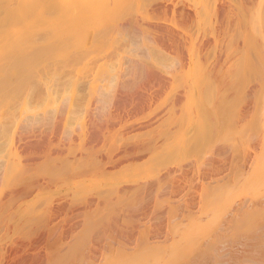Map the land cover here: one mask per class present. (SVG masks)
<instances>
[{
  "label": "rangeland",
  "instance_id": "1",
  "mask_svg": "<svg viewBox=\"0 0 264 264\" xmlns=\"http://www.w3.org/2000/svg\"><path fill=\"white\" fill-rule=\"evenodd\" d=\"M157 3L167 6L155 9ZM125 22L138 30L144 28L140 31L145 34L152 30V34L147 32L153 39L148 41L150 57H142L141 73L126 76L125 87L116 83L113 99H108L111 103L101 118L93 120L91 112L97 102L94 96L95 103L92 101L91 91L102 82V72L125 66L130 43L117 29ZM29 52H34L32 57L37 55L36 63L34 59L29 66V71L35 68L34 81L20 83L21 72L15 64ZM263 66L264 0H0V77L10 76L8 79L23 88L17 100L5 101L0 94V155L17 169L25 163L36 170L49 161L58 162L56 167L50 166L54 167L50 172L59 175L57 182H50L23 202L18 220H5L0 242L21 236L29 240L33 229L24 216L34 215L54 222L46 228L49 233L39 231L44 234L40 237L53 243L52 248L46 242L39 247L60 250L65 264L83 263L81 254L85 264H134L152 251H160L156 264H264V245L259 241L264 240V220L259 231L242 232L241 236V232L234 235L229 231L228 221L229 212L235 209L242 208L238 216L242 221L253 215L258 219L264 210ZM62 96H68L69 104L64 113L54 115L56 122L36 125L39 131L20 129L26 100L40 110L53 106ZM89 99L94 105L90 104V110ZM125 147L140 150L143 158L128 157L121 166L113 167L115 154ZM88 169L92 172L87 173ZM66 170L74 173L69 176ZM140 182L148 183L147 191ZM6 189L3 183L0 191L5 196ZM97 197L118 204L91 213L93 218L80 216V205ZM226 217L230 226L225 232ZM91 224H95L93 228ZM219 226H223L217 233L220 238L213 229ZM33 233L30 237L38 234ZM95 257H103L102 262Z\"/></svg>",
  "mask_w": 264,
  "mask_h": 264
},
{
  "label": "bare ground",
  "instance_id": "2",
  "mask_svg": "<svg viewBox=\"0 0 264 264\" xmlns=\"http://www.w3.org/2000/svg\"><path fill=\"white\" fill-rule=\"evenodd\" d=\"M163 2V1H162ZM221 2H222V0H221ZM165 3V2H164ZM167 3H170V2H167ZM166 3V4H167ZM185 3V2H184ZM171 4V3H170ZM155 5V4H154ZM153 5V6H154ZM173 5V4H172ZM175 5V4H174ZM177 5V4H176ZM166 6L167 5H164V4H156L155 5V9L156 8H159V9H161V8H166ZM228 6V5H227ZM153 8V7H152ZM167 8H169V7H167ZM175 9H176V7H175ZM162 10V9H161ZM160 10V11H161ZM219 10V9H218ZM155 11V10H154ZM164 11V10H163ZM221 11H223V8L220 10V12ZM224 11H226V9L224 10ZM156 12H157V10H156ZM167 12V11H166ZM193 12V11H192ZM158 13H159V11H158ZM156 14V13H155ZM154 14V15H155ZM160 14H161V12H160ZM222 14V13H221ZM221 14L219 15V17L221 16ZM158 16V15H157ZM155 17V16H154ZM159 17V16H158ZM223 17V16H222ZM221 17V18H222ZM129 20V19H128ZM221 20V19H220ZM149 21H147V23H148ZM156 23H157V21H155ZM160 22V21H159ZM159 22L157 23L158 25H159V27H162V26H160L161 25V23L159 24ZM132 23V22H131ZM151 23V22H150ZM150 23H149V25H150ZM145 24V23H144ZM164 24V23H163ZM162 24V25H163ZM222 24V23H221ZM138 25V24H137ZM148 25V24H147ZM152 26H153V24H151ZM129 28H128V27ZM131 26L132 25H130L129 23L128 24H126V22H125V25H124V23L121 25V24H119V26H118V32L122 35L121 37H123V38H125L126 39V42L127 41H129L128 43H130L129 45H130V47L127 45V48L126 49H128V47H129V49L127 50L128 52H126L127 53V55L125 56L124 55V57H125V59H124V64H125V66L123 67H121L120 65H121V63H123L122 62V60H123V58L124 57H122V60H121V63H120V65H118V66H120L121 67V69H120V67H119V70L117 71V69H112L110 72H107V73H103L102 72V74H101V77H100V80L102 81H100L101 83L100 84H97L93 89H92V93H94V94H92L91 93V98L94 96V98H92V101L94 102V100H95V102H97L98 103V105H97V103H96V107L94 108V105H92L91 104V99H89L90 101L88 102L89 103V105L91 104L92 106H93V108L95 109L94 110V112H91L92 114H93V120L94 119H97L98 117H100L101 118V116H102V113L104 112V111H106V109H107V104H108V102H110L111 103V101H108V99L110 100V98L113 96V92H115V91H113L114 90V87L116 86V83L117 82H119V83H121V87L123 86V87H125L127 84H128V82H129V80L128 79H126V76H130L131 75V77H132V75L133 76H136V75H138L139 73H141L142 72V69H143V65H145V63H144V60L142 59V57H150V55H149V44H148V41H150L151 42V40H153L152 38H150L148 35H150V34H152L150 31H152V30H147V32H150V34L149 33H147L146 32V34H145V32L144 31H140V30H144V28L143 29H141L140 28V30H138L139 28L137 27H135V25H133L132 26V28H131ZM142 25L140 24V27H141ZM156 26V25H155ZM167 26V25H166ZM166 26H163L162 27V29L164 28V27H166ZM133 27H135V29H133ZM154 27V26H153ZM131 28V29H130ZM147 28V27H146ZM152 28V27H151ZM150 28V29H151ZM167 28V27H166ZM153 29V28H152ZM165 29V28H164ZM160 30V29H159ZM117 31V30H116ZM115 31V32H116ZM163 31V30H162ZM165 31H167V30H165ZM177 31V30H176ZM180 31V33H181V30H179ZM144 32V33H143ZM171 32V31H170ZM154 34V33H153ZM163 34V33H162ZM165 34V33H164ZM168 34H170V33H168ZM157 35V34H156ZM166 35V34H165ZM173 36H174V33L172 34ZM182 35V34H181ZM166 36H169V35H166ZM183 36V35H182ZM152 37V36H151ZM154 37H155V35H154ZM171 38H172V36H170ZM179 37V36H178ZM116 38V37H115ZM164 38V37H163ZM181 38V37H180ZM151 39V40H150ZM178 39V38H177ZM184 39V38H183ZM182 39V40H183ZM117 40V39H116ZM175 40V39H174ZM185 40V39H184ZM184 40H183V42H184ZM178 41V40H177ZM176 41V42H177ZM178 43V42H177ZM174 44V43H173ZM180 45H178V46H181V43H179ZM176 47H177V45H176ZM154 48V47H153ZM152 48V49H153ZM179 49H180V47H179ZM33 50H35V49H33ZM30 51V50H29ZM27 52V51H26ZM25 52V53H26ZM35 53H38V52H36V50L34 51ZM34 52H32V54H31V52H29L30 54V56L32 55L33 56V54H34ZM22 53V52H21ZM155 53V52H154ZM11 55V54H10ZM28 55V57L26 58V56L24 57V55H23V57H22V59H19V58H17V59H19V60H17V62H16V64H15V67H18L19 69H18V72H19V70H20V72H21V74L20 75H18V76H20L19 77V80H20V83H21V81L22 82H28V80L29 79H31V80H29V81H34V80H32V79H34L31 75H33L34 76V74H33V71H34V73H35V68H31V71H29L30 69H29V66L30 65H32V63H33V61H34V59H35V63H36V58H34V57H36V56H34V57H30ZM17 56H19V55H17ZM153 56V55H152ZM220 56V55H219ZM20 57V56H19ZM154 57V56H153ZM14 59H16V57L14 58ZM144 59H146V58H144ZM159 59V58H158ZM220 59V58H219ZM7 60V59H6ZM152 60V59H151ZM155 60V59H154ZM217 61V60H216ZM8 62V61H7ZM38 62V61H37ZM3 63V62H2ZM34 63V64H35ZM219 63V62H218ZM6 64V63H5ZM164 64H166V63H164ZM178 64V63H177ZM177 64H175V65H177ZM4 65V64H3ZM7 65V64H6ZM11 65V64H10ZM14 64H13V62H12V66H13ZM160 65L162 66L163 64L162 63H160ZM167 65H169V64H167ZM166 65V66H167ZM218 65V64H217ZM2 66V65H1ZM8 66V65H7ZM165 66V65H164ZM165 66V67H166ZM170 67H171V65H169ZM169 66H167V68L169 67ZM14 67V68H15ZM158 67V66H157ZM163 67V66H162ZM214 67H215V65H214ZM213 67V68H214ZM264 67V66H263ZM4 68V67H3ZM37 68H38V66H37ZM172 68V67H171ZM5 69V68H4ZM8 69H9V72H10V68L8 67ZM12 69V68H11ZM37 71V70H36ZM9 72H6V74H8ZM13 72H15V71H13ZM19 74V73H18ZM8 75H10V74H8ZM12 75V74H11ZM14 75H12V77H13ZM32 78H31V77ZM39 76V75H38ZM260 76V75H259ZM10 77V76H9ZM8 77V78H9ZM1 78V77H0ZM5 77H3V79H4ZM4 79V80H2V78H1V83H0V94H2V96H4L5 97V101H6V98H7V100L9 101V100H17L18 98H17V96L19 95L18 93H19V90H21V92L23 91L22 89V86H21V88L22 89H20V87H19V85L18 84H16V82H15V84H14V80L12 81V80H10V79ZM13 78H15V77H13ZM12 78V79H13ZM37 78V77H36ZM15 80H18V79H16L15 78ZM31 83H33V82H31ZM30 82L28 83V84H31ZM235 83V82H234ZM27 84V85H28ZM24 85H26V84H24ZM230 85V84H229ZM235 86V85H234ZM30 87V86H29ZM120 87V88H121ZM129 87V86H128ZM27 88V87H26ZM232 88H233V86H232ZM24 89H25V87H24ZM129 89V88H128ZM220 89V88H219ZM263 90V89H262ZM94 91V92H93ZM119 91V90H118ZM125 91V90H124ZM117 92V91H116ZM253 92H255V91H253ZM256 93H257V91H256ZM255 93V94H256ZM220 94V93H219ZM254 94V93H253ZM254 94V95H255ZM117 96V95H116ZM1 97V96H0ZM128 97V96H127ZM184 97V96H183ZM262 97V96H261ZM260 98V97H259ZM94 99V100H93ZM111 99H113V97L111 98ZM68 100H69V98H68V96H62L59 100H56L55 102H54V105L53 106H51V107H45L44 109H40V108H38V109H40V110H37V109H35V107H33L32 106V104H30L29 102H30V99H29V101L28 100H26V102L24 103V106H23V112H22V115H21V117H20V120H19V127H20V129H22V130H27V129H29L30 131H32V130H34V129H37V128H39V126H40V123H49V122H51V123H54V121L52 122V120H55L57 117L56 116H54L56 113L58 114L60 111H62L63 110V113H64V110L66 109H64V107L66 106L67 107V105L66 104H69V103H67L68 102ZM115 100H117V99H115ZM133 100V99H132ZM262 100V99H261ZM4 101V100H3ZM25 101V100H24ZM28 101V102H27ZM129 101V100H128ZM92 102V103H93ZM94 102V103H95ZM118 102V101H117ZM0 103H2V101L0 102ZM10 103V102H9ZM119 103V102H118ZM219 103V102H218ZM228 103V102H227ZM5 104V103H4ZM12 104V103H11ZM23 104V103H22ZM13 105V104H12ZM88 105V106H89ZM90 105V106H91ZM227 105V104H226ZM1 106V105H0ZM4 106V105H3ZM39 106H41V105H39ZM92 106L91 107H89V110H90V108L91 109H93L92 108ZM122 106V105H121ZM229 106V105H228ZM11 107V106H10ZM43 107V106H42ZM114 107V106H113ZM224 108H225V106H224ZM134 109V108H133ZM138 109V108H137ZM249 109V108H248ZM88 111V110H87ZM243 111H245V110H243ZM223 112V111H222ZM240 112V111H239ZM242 113V112H241ZM92 114H91V116H92ZM221 114V113H220ZM242 114H244V113H242ZM60 116H61V114H59ZM220 116V115H219ZM223 116V115H222ZM235 116V115H234ZM237 116V115H236ZM235 116V117H236ZM55 117V119H53ZM110 117V116H109ZM155 117V116H154ZM225 117V116H224ZM249 117V116H248ZM60 118V117H59ZM159 118V117H158ZM63 119V118H62ZM231 119L232 118H230V121H231ZM239 119H241L242 120V116H240V118ZM238 119V120H239ZM59 120H61V119H59ZM227 120V119H226ZM228 120H229V118H228ZM236 120V119H235ZM234 121V120H233ZM232 121V122H233ZM55 122H56V120H55ZM94 122V121H93ZM107 122V121H106ZM150 122V121H149ZM156 122V121H155ZM38 123H39V125H38ZM50 123V124H51ZM61 123V122H60ZM147 123V122H146ZM236 123V122H235ZM107 124V123H106ZM152 124V123H151ZM154 124V123H153ZM38 126L37 128L35 127V126ZM42 126H43V124H41ZM46 125V124H45ZM44 125V126H45ZM155 125H156V123H155ZM47 126V125H46ZM59 126V125H58ZM112 126V125H111ZM150 126V125H149ZM33 127H34V129H33ZM49 127V126H48ZM61 127V126H60ZM95 127V126H94ZM106 127V126H105ZM140 127V126H139ZM31 128H32V130H31ZM59 128V127H58ZM65 128V127H64ZM223 128V127H222ZM227 128V127H226ZM42 129V128H41ZM46 129H48V128H46ZM21 130V131H22ZM25 130V131H26ZM38 130V129H37ZM44 130V129H43ZM60 130H61V128H60ZM66 130V129H65ZM64 130V131H65ZM147 130V129H146ZM20 131V130H19ZM19 132L20 134H22V132ZM39 131V130H38ZM74 131V130H73ZM100 131V130H99ZM133 131V130H132ZM136 131V130H135ZM145 131V130H144ZM155 131V130H154ZM226 131V130H225ZM224 130H223V132H225ZM27 132H28V130H27ZM34 132V131H33ZM67 132L69 133H71V131H70V129H67ZM66 132V135L68 136V133ZM98 132V131H97ZM101 132V131H100ZM17 133H18V130H17ZM61 133V132H60ZM33 134V133H32ZM64 134H65V132H64ZM140 134V133H139ZM226 134V133H225ZM34 135V134H33ZM36 135V134H35ZM39 135V133L37 134V136ZM142 135V134H141ZM47 136V135H46ZM98 136H99V133H98ZM48 137V136H47ZM138 137H139V135H138ZM22 138V137H21ZM31 138V137H30ZM27 139H29V138H27ZM92 139V138H91ZM102 139V138H101ZM19 140H21V139H19ZM23 140H25V139H23ZM37 140V139H36ZM40 140V139H39ZM122 140H124V139H122ZM29 141V140H28ZM135 141V140H134ZM133 141V142H134ZM27 142V141H26ZM37 142V141H36ZM91 142H93V141H91ZM141 142V141H140ZM139 142V143H140ZM149 142V141H148ZM213 142V141H212ZM27 143H29V142H27ZM38 143V142H37ZM143 143V142H142ZM17 144V143H16ZM23 144V143H22ZM34 144V143H33ZM135 144V143H134ZM28 145V147H29V144H27ZM31 145V144H30ZM37 144H35V146H36ZM107 145V144H106ZM24 146H25V142H24ZM34 146V149H36L37 147H35ZM98 146V145H97ZM127 146V145H126ZM135 146V145H134ZM137 146V145H136ZM223 146V145H222ZM76 147V146H75ZM124 147V146H123ZM145 147V146H144ZM155 147V146H154ZM221 147V146H220ZM95 148V147H94ZM104 148V147H103ZM114 148V147H113ZM142 148H143V146H142ZM33 149V150H34ZM122 149V148H121ZM119 150V152H117V154H115V164H114V166L113 167H118V166H121L124 162V160L126 161V159H129L128 157H132V158H143V155H142V152L140 151V150H138V149H131V148H127L126 149V147H125V151L123 150ZM128 149H130V151H128ZM114 150V149H113ZM4 151V150H3ZM9 151V150H8ZM32 151V150H31ZM118 151V150H117ZM128 151V152H127ZM148 151V150H147ZM0 152H2V151H0ZM11 152V151H10ZM9 152V153H10ZM25 152V151H24ZM55 152V151H54ZM87 152V151H86ZM89 152V151H88ZM127 152V153H126ZM39 153V152H38ZM105 153V152H104ZM219 153V152H218ZM221 153V152H220ZM1 154V153H0ZM87 154V153H86ZM86 154H84V155H86ZM216 154V153H215ZM36 155V154H35ZM46 155V154H45ZM102 155V154H101ZM105 155H107V154H105ZM103 156V155H102ZM45 157V156H44ZM51 158H52V156H50ZM109 158V157H108ZM11 159V158H10ZM29 159V158H28ZM50 159V158H49ZM83 159V158H82ZM91 159V158H90ZM51 160V159H50ZM55 161H57V160H55ZM84 161V160H83ZM89 161V160H88ZM111 161V160H110ZM46 162V161H45ZM44 162V163H45ZM50 163H52L51 161H49ZM109 162V161H108ZM123 162V163H122ZM34 163V162H33ZM44 163L43 164H39L41 167L44 165ZM50 163H46L47 164V166L45 167V165L43 166V168H45V169H47L46 170V172L43 170V168L41 169V168H39V166H38V168H36V170H33V168H32V166H31V168L30 167H28L27 165L25 166V164H28V163H25L24 165H23V167L21 168H19V169H17L15 166H14V164H13V162L12 161H9V158L8 157H4V156H2V155H0V188H1V185H3V183H5L6 184V186H7V196H5V195H3V193L0 191V232L2 231V230H4V222H5V220H18V218L17 217H19V216H21V214H19L18 215V213L20 212V211H22L21 209L23 208V202L24 201H27L28 199H30L32 196H34L38 191L40 192V190H42L43 188H45L50 182H57L58 181V177H59V175H58V177H56V174L54 173H51L50 172V169H54V167L53 168H51L52 166H54L55 165V167H56V164L58 165V162H56V164H54V162H53V164H50ZM71 163V162H70ZM88 163V162H87ZM93 163V162H92ZM102 163V162H101ZM120 163H122L121 165H120ZM66 164V163H65ZM67 164H69V162L67 163ZM89 164V163H88ZM195 164V163H194ZM29 165V164H28ZM30 165H34V164H30ZM81 165V164H80ZM83 165V164H82ZM84 165H86V164H84ZM95 165H98V164H95ZM49 166V167H48ZM51 166V167H50ZM99 166V165H98ZM169 166V165H168ZM35 167V166H34ZM68 167V166H67ZM70 167V169H72L73 167L72 166H69ZM210 167V166H209ZM245 167V166H244ZM82 168V167H81ZM87 168V167H86ZM85 167H84V169H86ZM95 168V170L96 171H98V169H96L97 167H94ZM94 168L92 169V171H94ZM32 169V170H31ZM39 169H41V171L39 172ZM69 169V168H68ZM79 170V169H78ZM38 171V172H37ZM69 172V173H67L69 176H70V174H73V173H70L71 172V170L69 171V170H66V172ZM74 171H75V168H74ZM91 170L89 171V169L86 171L87 173L88 172H92ZM96 171H94V172H96ZM166 171V170H165ZM54 172V171H53ZM59 172V171H58ZM61 172V171H60ZM76 172H78L77 170L75 171V173ZM83 172V171H82ZM167 172V171H166ZM41 173V174H40ZM47 174V175H45V174ZM98 173V172H97ZM51 174V176L50 177H48L49 175ZM57 174H59V173H57ZM63 175H64V173H62ZM66 174V173H65ZM80 174V173H79ZM86 174V173H85ZM167 174H171L172 175V171L170 170V171H168L167 172ZM174 174V173H173ZM39 175H45V177L43 178V176H39ZM61 176V175H60ZM82 176V175H81ZM167 175H165V177H166ZM174 176V175H173ZM176 176V175H175ZM38 177V178H37ZM46 177H48V178H46ZM63 177H65V176H63ZM66 179V178H65ZM163 180V179H162ZM68 181V180H67ZM144 181V180H143ZM157 181H158V179H157ZM163 182V181H162ZM141 183V182H140ZM236 183V182H235ZM142 184V186H140L141 187V189L142 190H145L146 189V191H147V189L149 188V185H148V183L147 182H145V183H141ZM140 184V185H141ZM50 185V184H49ZM158 185H159V183H158ZM138 186V185H137ZM54 187V186H53ZM128 187H129V185H128ZM127 187V188H128ZM156 187V186H155ZM158 188L160 187V186H157ZM234 187V186H233ZM124 189V188H123ZM122 189V190H123ZM153 189H155L153 186L151 187V190H153ZM231 189V188H230ZM127 191V190H126ZM120 192V191H119ZM128 192V191H127ZM137 191H135V193H136ZM108 193V192H107ZM112 193V192H111ZM123 193V192H122ZM133 192H131V194H132ZM105 194V193H104ZM103 195V194H102ZM114 195V194H113ZM106 196H109V195H106ZM128 196V195H127ZM133 196H135L134 194H133ZM218 196V195H217ZM8 198V199H7ZM91 198V197H90ZM214 198V197H213ZM101 199V198H100ZM112 199V198H111ZM110 199V200H111ZM214 199H216V198H214ZM120 200V199H119ZM130 200V199H129ZM86 201V200H85ZM113 201V199L111 200V201H109L108 200V198H106V199H103V200H99V198L97 197V198H92V199H89L87 202H86V204L84 205V206H82V205H80V208H79V210L77 211V212H79V215L80 216H90L91 217V213H94L95 211L97 212V210H98V212L101 210V208L103 209L104 207H113L112 205H116V204H118V203H116V204H114V202H112ZM56 204V203H55ZM64 205H65V203H63ZM81 204V203H80ZM121 204H122V202H121ZM68 205V204H67ZM75 205H77V204H75ZM79 205V204H78ZM110 205V206H109ZM56 206H57V204H56ZM73 206V205H72ZM82 206V207H81ZM258 206V205H257ZM260 206V205H259ZM258 206V207H259ZM55 207V206H54ZM60 206H58V208H59ZM68 207V206H67ZM71 207V206H70ZM110 207V208H111ZM115 207V206H114ZM128 207H130V206H128ZM135 207H136V205H135ZM240 207V206H239ZM261 207H262V204H261V206H260V211L263 209H261ZM49 208V207H48ZM58 208H55V209H58ZM77 208V207H76ZM139 208V207H138ZM137 208V209H138ZM238 208V207H237ZM54 209V208H53ZM100 209V210H99ZM114 208H112V210H113ZM116 209V208H115ZM119 209V208H118ZM118 209H116L117 211H119ZM125 209V208H124ZM240 209H242V208H240ZM240 209H238V210H233V211H237V212H233V211H230L229 212V216H228V218H230L229 220L227 219V217H226V220H224V221H226L225 222V224L227 223V220L228 221H230V224H231V226L229 225V223H228V225H227V227L225 226V232H226V229L229 227V231H234V232H232V233H234V235H238L240 232V234H239V236H241V235H244L242 232H246V234H248L249 233V235H250V233L252 234V233H254V232H257V231H259V230H257V228L259 227V225H260V223L261 222H263L262 220H264V219H261L262 217H264L263 215H264V210H263V212L261 213V216H259L260 218H258L257 219V217H256V219L254 218V215H253V217H248L247 219L246 218H244V221H242V219L240 220V219H238V216H240V215H242V214H239V212L241 211ZM246 209V208H245ZM46 210V209H45ZM50 210V209H49ZM52 210V209H51ZM77 210V209H76ZM126 210H127V208H126ZM126 210H124V211H126ZM62 211V210H61ZM114 211V210H113ZM127 211H129V210H127ZM126 211V212H127ZM130 211H132V210H130ZM194 211V210H193ZM225 211V210H224ZM254 211V210H253ZM55 211H53V212H51L52 214L54 213ZM76 212V211H75ZM74 212V213H75ZM110 212H111V210H110ZM114 212H116V211H114ZM113 212V213H114ZM212 212V211H211ZM210 212V213H211ZM22 213V212H21ZM49 213L50 212H48L47 214L49 215ZM193 213V212H192ZM243 213V212H242ZM247 213V212H246ZM245 213V214H246ZM256 213V212H255ZM51 214V215H52ZM78 214V213H77ZM83 214V215H82ZM108 214V213H107ZM118 214V213H117ZM231 214V215H230ZM257 214V213H256ZM25 215V214H24ZM39 215V214H38ZM54 215V214H53ZM75 215V214H74ZM93 216H94V214H92ZM105 215V214H104ZM103 215V216H104ZM114 215L115 214H113V218H114ZM119 215V214H118ZM117 215V216H118ZM247 215H248V213H247ZM257 215H260V214H257ZM79 216V217H80ZM83 216V217H84ZM101 216V215H100ZM116 216V215H115ZM208 216V215H207ZM226 216V215H225ZM224 216V217H225ZM245 216V215H244ZM49 217V216H48ZM47 217V218H48ZM78 217V216H77ZM76 217V218H77ZM85 217V218H86ZM24 218L27 220V221H30V223H31V227H30V229H33V231H32V233H29L30 235H32V234H34L33 232H35V233H41L42 232V229H43V233H49L47 230L48 229H46V228H48V227H50V226H52L53 225V223L54 222H51V220L50 219H41L40 218V216H34V215H30V216H27V217H25L24 216ZM53 218V217H52ZM91 218H93V217H91ZM97 218V217H96ZM102 218V220H104L103 219V217H101ZM100 218V219H101ZM216 218V217H215ZM222 218V217H221ZM243 218V217H242ZM254 218V219H253ZM20 219V218H19ZM70 219V218H69ZM74 219V218H73ZM78 219V218H77ZM99 219V218H98ZM97 219V220H98ZM108 219V218H107ZM122 219V218H121ZM225 219V218H224ZM246 219V220H245ZM80 220V219H79ZM90 221V220H89ZM88 221V222H89ZM93 221H94V219H93ZM114 221V220H113ZM132 221V220H131ZM184 221V220H183ZM195 221V220H194ZM223 221V220H222ZM24 222V221H23ZM33 222V223H32ZM81 222V221H80ZM87 222V221H86ZM101 222H104V221H101ZM100 222V223H101ZM116 222H118V221H116ZM123 222V221H122ZM185 222V221H184ZM94 223H95V221H94ZM98 223V222H97ZM114 223V222H113ZM264 223V222H263ZM51 224V225H50ZM56 224V223H55ZM99 224V223H98ZM107 224V223H106ZM131 224V223H130ZM216 224V225H215ZM217 224L218 223H214V224H212V225H214V227L215 226H217ZM220 224H221V222H220ZM224 224V222L222 223V225L224 226L225 225ZM28 225V224H27ZM26 225V226H27ZM50 225V226H49ZM93 225H95V224H93ZM93 225L91 224V227L93 228ZM102 225V224H101ZM11 226V225H10ZM34 226H36V228L37 227H40V228H38V231H35L36 230V228H34ZM54 226V225H53ZM99 226V225H98ZM97 226V227H98ZM223 226H219V228L217 229V227L216 228H214L213 227V229H214V231H215V233H216V236L218 235L217 233H218V231L220 230L221 231V228L223 227ZM263 227V225L261 226V227H259V228H262ZM94 228H95V226H94ZM104 228V227H103ZM256 228V231H254V229ZM264 228V227H263ZM35 229V230H34ZM41 229V230H40ZM50 229H52V228H49V230ZM66 229V228H65ZM75 229H77L76 227H75ZM99 229H100V227H99ZM44 230L46 231V232H44ZM98 230V228L96 229V231ZM105 230H106V228H105ZM121 230V229H120ZM123 230V229H122ZM8 231V230H7ZM39 231H41V232H39ZM89 231H92V230H89ZM94 231H95V229H94ZM126 231V230H125ZM131 231V230H130ZM178 231V230H177ZM181 231V230H180ZM264 231V230H263ZM28 232H30V230L28 231ZM136 232V231H135ZM261 232V231H260ZM259 232V233H260ZM54 233V232H53ZM52 233V234H53ZM67 233V232H66ZM92 233H93V231H92ZM220 233V232H219ZM38 234H37V236H38ZM108 234V233H107ZM226 234V233H225ZM227 234H228V232H227ZM30 235H28L29 236V240H28V238H27V240H22V236H21V238H15V239H13L12 241H10V242H5V243H2V242H0V264H65V260L64 261H62L61 259V257H62V253L60 252V250L58 251V250H48V249H46L45 250V247H44V249L42 248V247H39L40 245H42V243H44L45 244V242L47 243V246L49 247V248H52V246H53V243L52 242H50V240H49V238L48 237H40L41 235L42 236H44V234H39V237H37V236H32V237H30ZM36 235V234H35ZM72 235V234H71ZM74 235V234H73ZM99 235V234H98ZM221 235H223V233L221 234ZM230 235H232V234H230ZM212 236H213V234H212ZM257 236V235H256ZM14 237V236H13ZM51 237V236H50ZM215 237V236H214ZM217 237H219L220 238V235H218ZM53 238V237H52ZM73 238V237H72ZM107 238V237H106ZM252 238V237H251ZM24 239V238H23ZM62 239H63V237H62ZM230 239V238H229ZM254 239V238H253ZM8 240V239H7ZM64 240V239H63ZM150 240H151V238H150ZM216 240H217V238H216ZM221 240V239H220ZM247 240V239H246ZM61 241V239L59 240V242ZM66 241V240H65ZM147 241V240H146ZM217 241H219V240H217ZM240 241V240H239ZM255 241H256V239H255ZM259 241H261V244L262 245H264V243H262V241L264 242V240H259ZM80 242V241H79ZM250 242V241H249ZM254 242V241H253ZM55 243H57V242H55ZM55 243H54V245H55ZM62 243H64V241H62ZM61 243V244H62ZM66 243V242H65ZM86 243H87V241H86ZM205 243V242H204ZM208 242H206V244H207ZM216 243V242H215ZM214 243V244H215ZM38 244V245H37ZM40 244V245H39ZM60 244V243H59ZM82 244H84L83 242H82ZM81 244V245H82ZM97 244V243H96ZM214 244H212V247L211 248H214V249H216L217 247H215L214 246ZM217 244H218V242H217ZM56 245H58V244H56ZM55 245V246H56ZM84 245H87V244H84ZM103 245V244H102ZM216 245V244H215ZM254 245V244H253ZM256 245H258V243H256ZM262 245H260L259 244V248H260V246L261 247H263ZM42 246H44V245H42ZM45 246H46V244H45ZM83 246V245H82ZM81 246V248H83ZM111 246V245H110ZM204 246H205V244H204ZM210 246V245H209ZM89 247V246H88ZM251 247V246H250ZM56 249L58 248V246H56L55 247ZM66 248V247H65ZM64 248V249H65ZM75 248V247H74ZM104 248V247H103ZM208 248V247H207ZM207 248H206V250H207ZM218 248H219V246H218ZM252 248V247H251ZM79 249V248H78ZM84 249H85V247H84ZM213 249V251H215ZM88 250H90V249H88ZM88 250L86 249V251L88 252ZM93 250V249H92ZM217 250V249H216ZM260 250V249H259ZM259 250H258V252H259ZM61 251H63V250H61ZM77 252H78V250H76ZM81 251V249L79 250V252ZM85 251V250H84ZM85 251V252H86ZM221 251V250H220ZM83 252V251H82ZM86 252V253H87ZM95 252V251H94ZM175 252V251H174ZM205 252H207V251H205ZM204 252V253H205ZM209 252H210V250H209ZM224 252V251H223ZM84 253V252H83ZM204 253H203V255H204ZM218 253V252H217ZM261 253V252H260ZM197 254V253H196ZM237 254V253H236ZM79 255V254H78ZM82 255V260H80L81 262L83 261V263H80V261H79V263L80 264H85V263H87V262H85L83 259V254H81ZM206 255V254H205ZM213 255V254H212ZM88 256H89V254H88ZM88 256H85V257H88ZM103 256V255H102ZM193 256H195V254L193 255ZM210 256V255H209ZM222 256V255H221ZM220 256V257H221ZM232 256V255H231ZM258 256V255H257ZM160 257V251L158 252V251H152L150 254H148V257L146 258V256H145V258H142V259H140L139 258V260H138V263L136 262V263H134V264H152V263H154V264H156V262L158 261V258ZM196 257V256H195ZM205 257H207V255L206 256H204V259H205ZM213 257V256H212ZM230 257V256H229ZM252 257V256H251ZM80 258V257H79ZM263 258V257H262ZM261 258V259H262ZM76 258H74V260H75ZM86 259V258H85ZM88 259L90 260L91 258L90 257H88ZM87 259V260H88ZM102 259H103V257L102 258H98V257H95V261L97 262H99L100 263V261L102 262ZM189 259V258H188ZM198 259V258H197ZM210 259H211V257H210ZM79 260V259H78ZM86 260V261H87ZM94 260V259H93ZM145 260H146V263H144L145 262ZM198 260H200V259H198ZM206 260V259H205ZM211 260H213V258L211 259ZM258 260V259H257ZM70 261H72V260H70ZM92 261V260H91ZM155 261V262H154ZM202 260H200L199 262H201ZM261 261V260H260ZM61 262H64V263H61ZM73 262H75V261H73ZM78 262V261H77ZM76 262V263H77ZM206 262V261H205ZM224 262V261H223ZM230 262H232V261H230ZM76 263H74V264H76ZM92 263V262H91ZM207 263V262H206ZM67 264H70V263H67ZM78 264V263H77ZM188 264V263H187ZM217 264V263H216ZM236 264V263H235Z\"/></svg>",
  "mask_w": 264,
  "mask_h": 264
}]
</instances>
